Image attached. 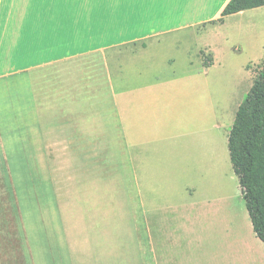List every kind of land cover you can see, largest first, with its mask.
I'll use <instances>...</instances> for the list:
<instances>
[{
  "label": "rangeland",
  "instance_id": "1",
  "mask_svg": "<svg viewBox=\"0 0 264 264\" xmlns=\"http://www.w3.org/2000/svg\"><path fill=\"white\" fill-rule=\"evenodd\" d=\"M222 1L199 3L177 20L188 26L161 35L175 63L137 62L142 71L151 65L152 77H181L175 96L138 101L135 131L122 134L108 115V144L93 146L87 161L73 160L67 147L32 146L37 116L20 113L28 84L21 75L0 81V264H72L76 235L103 234L117 240L97 245H116L124 264H264L228 148L260 67L246 66L264 56V6L222 24L190 25L208 21ZM50 49L25 51L17 64L61 53ZM202 51L214 62L205 65ZM131 65L122 80L128 86ZM108 101L113 107L111 94ZM86 212L102 218L87 220Z\"/></svg>",
  "mask_w": 264,
  "mask_h": 264
},
{
  "label": "crops",
  "instance_id": "2",
  "mask_svg": "<svg viewBox=\"0 0 264 264\" xmlns=\"http://www.w3.org/2000/svg\"><path fill=\"white\" fill-rule=\"evenodd\" d=\"M206 1L0 0V62L4 65L0 81L21 75V81L28 84L23 90L24 103L20 105L27 110L21 109L20 113L37 116V125L29 127L34 130L32 146L67 147L73 160L87 161L93 146L108 144L109 126L104 123L109 120L108 115H113L116 129L120 127L122 134L126 128L138 130L137 102L148 99L149 103L167 93L173 98L175 94L171 91L182 78L174 74L170 75L174 78L156 74L152 77L151 65H146V71L135 65L141 58L155 57L175 63L173 57L168 58L162 52L160 37L173 29L183 30L189 23L177 20ZM229 1L223 0L208 21L190 25L200 28L224 23L228 15L222 16V11ZM173 19L176 21L169 24ZM160 21L163 23L157 26ZM45 45L61 53L18 66L23 52ZM202 54L205 65L214 62L213 53L202 51ZM129 63L133 76L128 86L122 80L125 64ZM258 65L253 84L264 70V56L246 66L252 72ZM107 83H111L110 92ZM109 94L113 96V107L108 106ZM126 98L131 100L125 103ZM76 215L82 216L78 212ZM85 217L102 218L97 212H86ZM116 240L105 234L84 239L76 235L78 250L72 264H124L116 245H97Z\"/></svg>",
  "mask_w": 264,
  "mask_h": 264
},
{
  "label": "trees",
  "instance_id": "3",
  "mask_svg": "<svg viewBox=\"0 0 264 264\" xmlns=\"http://www.w3.org/2000/svg\"><path fill=\"white\" fill-rule=\"evenodd\" d=\"M260 6L264 0H230L222 16ZM228 146L253 229L264 243V70L238 107Z\"/></svg>",
  "mask_w": 264,
  "mask_h": 264
},
{
  "label": "bare ground",
  "instance_id": "4",
  "mask_svg": "<svg viewBox=\"0 0 264 264\" xmlns=\"http://www.w3.org/2000/svg\"><path fill=\"white\" fill-rule=\"evenodd\" d=\"M213 143V142H212Z\"/></svg>",
  "mask_w": 264,
  "mask_h": 264
}]
</instances>
